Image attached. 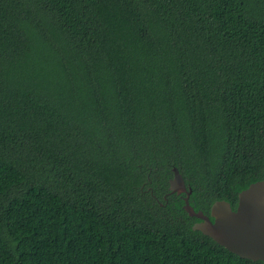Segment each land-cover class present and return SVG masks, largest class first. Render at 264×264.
Masks as SVG:
<instances>
[{
	"label": "trees",
	"instance_id": "obj_1",
	"mask_svg": "<svg viewBox=\"0 0 264 264\" xmlns=\"http://www.w3.org/2000/svg\"><path fill=\"white\" fill-rule=\"evenodd\" d=\"M174 166L206 214L264 178V0H0V264H264Z\"/></svg>",
	"mask_w": 264,
	"mask_h": 264
},
{
	"label": "water",
	"instance_id": "obj_2",
	"mask_svg": "<svg viewBox=\"0 0 264 264\" xmlns=\"http://www.w3.org/2000/svg\"><path fill=\"white\" fill-rule=\"evenodd\" d=\"M172 169L169 193L184 196L183 208L199 219L194 222L193 229L242 258L264 262V178L239 192L235 209L229 201L219 199L212 204L210 214H206L191 204L192 188L187 186L179 168L174 166Z\"/></svg>",
	"mask_w": 264,
	"mask_h": 264
},
{
	"label": "flooded vegetation",
	"instance_id": "obj_3",
	"mask_svg": "<svg viewBox=\"0 0 264 264\" xmlns=\"http://www.w3.org/2000/svg\"><path fill=\"white\" fill-rule=\"evenodd\" d=\"M180 196L184 197L183 195H180ZM165 197H166V196H165Z\"/></svg>",
	"mask_w": 264,
	"mask_h": 264
}]
</instances>
